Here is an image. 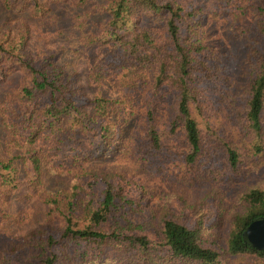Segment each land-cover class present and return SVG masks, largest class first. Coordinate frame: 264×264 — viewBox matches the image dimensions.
I'll return each instance as SVG.
<instances>
[{
    "label": "trees",
    "instance_id": "16d2710c",
    "mask_svg": "<svg viewBox=\"0 0 264 264\" xmlns=\"http://www.w3.org/2000/svg\"><path fill=\"white\" fill-rule=\"evenodd\" d=\"M0 10V264H264V0Z\"/></svg>",
    "mask_w": 264,
    "mask_h": 264
},
{
    "label": "rangeland",
    "instance_id": "374dc122",
    "mask_svg": "<svg viewBox=\"0 0 264 264\" xmlns=\"http://www.w3.org/2000/svg\"><path fill=\"white\" fill-rule=\"evenodd\" d=\"M86 8L90 9L89 5L86 6ZM13 18L14 15L6 14L5 12L0 10V25H5V23L9 19ZM45 32H48V30L40 29L37 35H35V37L33 38L31 42V49L33 51V54L37 55L41 52H51L52 54H54L58 62H66L69 65H75L81 72H83L84 64L75 60L71 53V49L75 46V41L65 34H62L61 36H54L55 34L52 35L50 33L46 34L45 38L42 39V34H44ZM83 82L86 84V90L88 95L90 96L95 94L96 91H106V94L113 95V92L109 89L107 90L106 86H89L85 79H83ZM23 193H27V191L22 188L13 194V199L20 198V195H22ZM11 205L13 206L14 203H11ZM19 205L22 206V203H20Z\"/></svg>",
    "mask_w": 264,
    "mask_h": 264
},
{
    "label": "water",
    "instance_id": "95a60500",
    "mask_svg": "<svg viewBox=\"0 0 264 264\" xmlns=\"http://www.w3.org/2000/svg\"><path fill=\"white\" fill-rule=\"evenodd\" d=\"M241 238L248 246L264 251V216L250 220L242 230Z\"/></svg>",
    "mask_w": 264,
    "mask_h": 264
}]
</instances>
